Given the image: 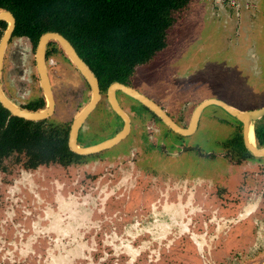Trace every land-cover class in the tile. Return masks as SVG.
Wrapping results in <instances>:
<instances>
[{
	"label": "rangeland",
	"instance_id": "rangeland-1",
	"mask_svg": "<svg viewBox=\"0 0 264 264\" xmlns=\"http://www.w3.org/2000/svg\"><path fill=\"white\" fill-rule=\"evenodd\" d=\"M186 2L175 11L177 19L169 30L167 46L136 68L132 83L182 124H187L194 107L209 97L242 108L263 106L264 0ZM24 41L14 37L6 55V72L19 60L24 44L28 46L25 67L29 95L39 97L35 52L32 43ZM51 63L56 111L47 124H67L88 103L90 92L61 50L52 56ZM125 105L128 109L133 106L127 102ZM107 107L103 99L100 108ZM219 108L234 120L221 107L211 105L204 110L197 133L184 141L202 147L211 143L216 148L217 142L212 139L229 130L210 117ZM142 117L134 115L138 133L116 147L118 154L87 158L69 166H41L33 176V186L16 194L17 204L7 198V190L24 167L26 157L14 154L6 159L0 166V264H202L189 235L178 237L175 224L170 229L166 227L172 223L165 208L166 197L170 195V200L177 202V194L183 191L174 186L183 183L186 174L142 171L140 163L146 157H162L161 162L168 159L161 149L150 150L138 137L147 120L152 119L147 113ZM96 118L92 115L90 121ZM151 140L155 141V137ZM194 155L196 152L186 151L172 158L175 164L169 171H201L200 164L195 167L193 161H188ZM197 156L198 161L203 160ZM107 168L112 174L103 177ZM224 168L217 159H209L210 172ZM106 187L110 197L105 200ZM215 188L213 197L233 201L231 193ZM80 193L81 197L76 198ZM58 195H64L65 202L58 201ZM157 199L160 201L154 208ZM8 210L14 211V218L9 217ZM195 219L199 221L200 213ZM198 221L195 220L199 228ZM185 242L191 248L187 249Z\"/></svg>",
	"mask_w": 264,
	"mask_h": 264
},
{
	"label": "flooded vegetation",
	"instance_id": "flooded-vegetation-1",
	"mask_svg": "<svg viewBox=\"0 0 264 264\" xmlns=\"http://www.w3.org/2000/svg\"><path fill=\"white\" fill-rule=\"evenodd\" d=\"M221 1L225 2L228 0ZM231 1L234 2L235 0ZM1 21L4 22V25L1 24ZM7 26V21L0 20V43ZM44 33L39 36L37 41H34L29 35H15L14 29V32L12 33V36L10 37L6 46L2 60V68L0 73V87L2 89V94L19 109L28 112H43L49 107L48 96L41 83L36 59L37 47L40 38ZM15 36L18 38H24V42L32 43V47L35 52V75L37 76L41 90V95L39 97L36 95H29L30 81L27 76V69L25 67V56L26 52L28 51V46L24 44V50H21L19 53V60H17L15 66H13L10 71L6 72V55ZM72 45L74 46L73 43ZM74 48L78 52L75 46ZM60 50L64 53L69 63L72 64V66L76 69V72L84 80L86 86L88 87L90 92L88 103L92 99V89L86 77L82 75L76 65L72 62L64 48L57 41L50 40L46 45V65L54 99V109L52 113L39 119H30L18 116L6 108L0 100V109L6 114L4 118L2 117V119H0V137H5L7 134L9 135L11 130L10 126L12 127V124L19 122L21 125H25L30 135L34 132H37L40 137H51L54 141H62L61 148L66 146V149L60 152V157H58L56 160H47L42 157L44 151L39 150V148H42L43 145H37L35 147L36 149H33L31 145L24 142L21 146H16L7 153L1 155L0 166L3 165L7 158H10L14 154H17L18 156L25 155L26 157L24 167L20 169V173L18 177L14 179L13 184L8 187L7 191L9 196L7 198L17 204V200L19 198L15 199L16 194L22 191L23 188L33 186V176L41 166L51 163H59L63 166H69L74 163H82L87 158H109L110 153L112 152H116V154H118L116 147L120 146L124 142L126 143L129 137H133L134 134L138 133V127H136V119L134 118V115H140L142 117L145 115V113H147L152 117V119L147 120V123H145V129L140 131L138 137H141L142 143L148 146L150 150L154 148L161 149L168 159H163V162H161L162 157L158 159H156L154 156L146 157L145 160L140 163L142 171L146 169V172L153 171L152 173H158L159 175L167 173H172L173 175L183 173L186 174V179H184L183 183H179L178 186H174L175 188L182 189L183 191L177 194V202L171 201L170 195H167L166 197L165 208L169 212L170 218L172 220V223H167L166 227L170 229L172 224H175L179 228V231L177 232L179 235L178 237L185 236L186 234L189 235L195 244L197 253L202 259V264H222L221 261L223 264H256L258 260L260 261L257 264H263L264 155L255 154L247 147L244 136V124L221 106L210 104L201 111L196 129L187 135H182L173 131L162 120V118L156 115L150 108L145 106L138 99L120 89H117L115 91L116 100L118 101L121 111L124 112L129 118V128L127 134L119 136L125 127V121L110 103L109 88L114 82H120L130 86L138 92L146 95L155 101L163 110H165V112L173 119L176 124L185 129L189 128L197 106L206 99L216 97H209L202 100L192 110L189 122L187 124H182L155 98L148 96L132 83L136 70L127 81L115 80L109 84H104L96 75L99 82L100 98L96 104V107L89 113L86 119L79 126L75 141L76 146L81 149L97 148L103 143L115 139L116 137L123 138L105 149H98L94 151L89 150L90 152L86 153L75 151L70 145V135L74 120L82 110L75 114L70 123H55L56 125L52 126L47 124V122L51 120V117L54 116L56 111V96L54 92L52 74L50 71V66L52 64L51 58L54 56V54L58 55V51ZM81 58L86 62L82 56ZM87 65L92 69L88 63ZM103 99H105L107 102V108H100ZM217 99L220 98L217 97ZM220 100L225 101L224 99ZM126 102L133 105L131 106V109L126 107ZM225 102L243 111L264 107L263 105L258 108H242L227 101ZM88 103L82 109H84ZM211 105L221 107L226 111L225 113L228 116L231 115L230 117L234 118V120H231L230 118L226 117L224 112L222 113V111H220V108L216 109V111L210 116L211 118L220 121L222 124H225L224 128L226 131L229 129V134L226 132L212 139L217 142L216 148H212L213 145L211 143L206 144L205 147H202L200 144L194 145L189 141H184L185 138L191 137L197 133L202 114L204 110ZM92 115H97V118L90 121V117ZM142 121H145L144 117H142ZM263 122L264 116L254 122V144L258 149L264 147V142H262V140H260L257 135L258 127ZM19 123L18 125L20 126ZM148 132H157V134H150ZM172 134L176 137H171L170 135ZM151 137H155V141L151 140ZM248 137L251 138V143L253 144L252 137L250 135ZM186 151H191L194 153L196 152V155H194V157L190 156L188 161H193L195 163V167L200 164L201 171L192 168H189L185 172L181 173L169 171V168L173 167L175 164L172 158L177 159ZM197 155H199L203 160L198 161ZM210 158L212 160L217 159L218 163L225 165V168L218 172H210ZM103 173V177H108V175L112 174L108 168L105 169ZM93 184V188H96V181H94ZM215 187L224 190L225 193H231L233 201L227 203L221 198H216L217 196L213 197L211 194L216 189ZM84 188L85 186H81L82 190ZM188 188H190V191H188ZM106 189L107 187L104 190L105 200L110 197V194L105 192ZM198 189L200 192H198ZM222 195L224 197H229L228 194L225 195L224 192H222ZM184 196H187V198L183 199ZM75 197L80 198L81 193ZM88 197L90 199L92 198L91 193H88ZM64 198V195H58L57 200L60 202H65ZM69 199L75 200L74 197H69ZM159 201L160 200L158 199L155 201L154 208H157ZM11 207H13V204L10 205L9 209H11ZM7 212L9 217L14 218V211L8 210ZM198 213H200L199 221L201 222V225L199 228L201 227V230L197 227V222H195V220L198 221L195 219ZM204 213H207L206 217L203 216ZM166 232L167 231H165V233ZM185 245L187 246V249L191 248V245H189L188 242H185Z\"/></svg>",
	"mask_w": 264,
	"mask_h": 264
},
{
	"label": "trees",
	"instance_id": "trees-1",
	"mask_svg": "<svg viewBox=\"0 0 264 264\" xmlns=\"http://www.w3.org/2000/svg\"><path fill=\"white\" fill-rule=\"evenodd\" d=\"M186 4V0H0V8L16 18L15 35L37 41L47 31L62 33L104 84L127 81L139 65L164 49L177 19L175 11ZM4 116L0 109V119ZM18 123L0 137V156L24 142L33 149L43 145L39 150L47 160H56L66 149L61 148L62 141L37 132L30 135ZM257 135L264 142V122Z\"/></svg>",
	"mask_w": 264,
	"mask_h": 264
},
{
	"label": "water",
	"instance_id": "water-1",
	"mask_svg": "<svg viewBox=\"0 0 264 264\" xmlns=\"http://www.w3.org/2000/svg\"><path fill=\"white\" fill-rule=\"evenodd\" d=\"M0 20H4L8 22L7 29L0 43V73H1L4 52L8 44V41L10 37L12 36V33L14 32V29L16 26V18L10 10L5 9V8H0ZM50 40L57 41L64 48L65 52L71 58L72 62L76 65V67L79 69L82 75L86 77L92 89L91 101L88 103V105L84 109H82V111L79 113V115H77V117L74 120L72 130H71V135H70V145L72 149L80 153H84V152L86 153V152H90V151H94L98 149L101 150V149L110 147L111 144H114L115 142L119 141L123 137H116L115 139H112L110 141L103 143L97 148L81 149L76 146L75 141H76V137L78 134V128L82 124V122L86 119V117L89 115V113L96 107V104L100 98V88H99V82H98V78L96 74L87 65V63L81 58V56L78 54V52L76 51L72 43L60 32L49 31V32L44 33L41 36L38 47H37L36 59H37L38 71L40 74L42 86L44 87V90L48 96V101H49L48 109L43 112H28V111L21 110L17 106H15L13 103H11L6 97L3 96L2 89L0 87L1 102L13 114L26 117V118H30V119H39V118H42L52 113L54 109V99L52 95L51 84H50V79H49L47 65H46V45ZM117 89H120L128 93L129 95L135 97L136 99H138L145 106L150 108L156 115L162 118V120L173 131L180 133L182 135H187L196 129L198 119L200 117V113L206 106L210 104L219 105L244 124V136H245V142H246L247 147L250 150H252L255 154L264 155V147L261 149H258L254 143L252 144L249 141V137H248L251 128H253V131L255 133L254 122L264 116V107L243 111L232 105H229L223 100H220L217 98H209V99L202 101L197 106L193 114L192 121H191L189 128L185 129L179 126L178 124H176L173 121V119L165 112V110H163L155 101H153L146 95L138 92L137 90H135L134 88L130 86H127L120 82H114L111 84L109 88L110 103L112 104L113 108L124 118V121H125V127L119 136H123L127 134V131L129 128V118L124 112L121 111L118 101L116 100L115 91Z\"/></svg>",
	"mask_w": 264,
	"mask_h": 264
},
{
	"label": "bare ground",
	"instance_id": "bare-ground-1",
	"mask_svg": "<svg viewBox=\"0 0 264 264\" xmlns=\"http://www.w3.org/2000/svg\"><path fill=\"white\" fill-rule=\"evenodd\" d=\"M249 135L252 137V139H253V143L255 142V137H254V131H253V128H251L250 129V133H249ZM249 140H250V142H251V138L249 137Z\"/></svg>",
	"mask_w": 264,
	"mask_h": 264
}]
</instances>
